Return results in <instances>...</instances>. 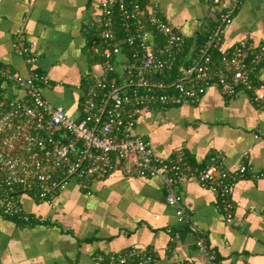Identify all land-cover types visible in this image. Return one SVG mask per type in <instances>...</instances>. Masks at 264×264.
<instances>
[{
  "label": "crops",
  "instance_id": "crops-1",
  "mask_svg": "<svg viewBox=\"0 0 264 264\" xmlns=\"http://www.w3.org/2000/svg\"><path fill=\"white\" fill-rule=\"evenodd\" d=\"M146 1L159 4L160 13L187 35L192 46L205 37L208 0ZM100 2L0 0V64L29 71L25 57L12 46L16 27L24 24L38 51V67L51 77L43 87L45 96L63 103L73 117L81 115L78 84L95 60L90 39ZM242 38L264 41V0H245L237 8L224 45L231 47ZM260 78L264 81V68ZM6 86L11 95L23 93ZM136 130L151 140L159 155L185 147L190 164L196 165L223 149L229 167L249 161L256 173H263L237 180L232 221L225 218L217 193L198 181L179 182L176 190L217 250L220 264H264V107L245 90L228 97L212 84L198 102L145 110ZM166 193L160 175H131L121 167L104 180L73 179L52 203L25 197L36 219L28 223L0 215V264H103L96 253L133 244L155 250L156 259L148 264H204L206 257L195 235L177 220L176 207Z\"/></svg>",
  "mask_w": 264,
  "mask_h": 264
},
{
  "label": "built area",
  "instance_id": "built-area-1",
  "mask_svg": "<svg viewBox=\"0 0 264 264\" xmlns=\"http://www.w3.org/2000/svg\"><path fill=\"white\" fill-rule=\"evenodd\" d=\"M245 0H208L205 37L192 46L179 27L146 0H101L90 49L95 60L81 91L80 116L48 99L43 87L49 73L37 65L38 51L24 24L16 27L12 46L30 65L27 73L0 64V215L25 222L36 216L25 197L53 202L73 179L83 183L104 180L124 167L131 175H160L166 197L175 205L177 220L195 235L204 264H220L217 250L190 214L179 182L196 180L217 193L227 221L233 219V188L248 174L259 177L249 161L226 164L223 149L208 161L191 165L185 147L159 155L150 139L136 130L138 116L156 105L198 102L216 84L234 97L245 90L264 107V41L242 38L225 47V32ZM190 43V44H189ZM23 93L11 95L8 86ZM103 264H148L152 248L133 244L124 250L98 252ZM250 264V263H243Z\"/></svg>",
  "mask_w": 264,
  "mask_h": 264
},
{
  "label": "rangeland",
  "instance_id": "rangeland-1",
  "mask_svg": "<svg viewBox=\"0 0 264 264\" xmlns=\"http://www.w3.org/2000/svg\"><path fill=\"white\" fill-rule=\"evenodd\" d=\"M70 100H74V98L72 97ZM74 101H75V100H74ZM70 103H72V102L70 101ZM70 103H69V104H70Z\"/></svg>",
  "mask_w": 264,
  "mask_h": 264
}]
</instances>
